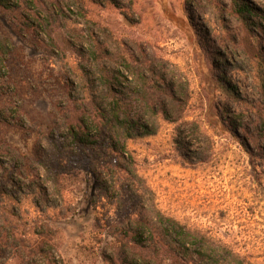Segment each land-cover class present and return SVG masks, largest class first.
<instances>
[{"label": "rangeland", "instance_id": "rangeland-1", "mask_svg": "<svg viewBox=\"0 0 264 264\" xmlns=\"http://www.w3.org/2000/svg\"><path fill=\"white\" fill-rule=\"evenodd\" d=\"M241 1L0 0V264H122L123 243L172 264L156 206L264 264V0ZM113 97L142 130L102 151Z\"/></svg>", "mask_w": 264, "mask_h": 264}, {"label": "trees", "instance_id": "trees-1", "mask_svg": "<svg viewBox=\"0 0 264 264\" xmlns=\"http://www.w3.org/2000/svg\"><path fill=\"white\" fill-rule=\"evenodd\" d=\"M233 5L235 6L234 7L235 11L240 14L248 10H252L248 6V4H246L245 2H242L241 0H233ZM258 78H259V83H258L259 88L264 98V67L263 66H259ZM97 107L98 106H96V108ZM110 110H111L110 111L111 116H110L109 122H114L115 135L110 136L109 133L106 134V132H104V138H103L102 143H99L96 140H93L91 143L93 144V146L94 144H98V146L100 147L102 151H106V149L108 148V143L112 142L113 140L114 141L118 140V142L122 140L126 141L128 139H131V138H134L140 135L141 134L140 130H142L141 127H139L138 125V117L131 115V109L126 108L124 104L121 103V100L119 98L113 97V99L111 100ZM152 110L155 111V108H153ZM162 110H163V114L167 113L166 109L163 108ZM143 130H144L143 132H146V129H143ZM104 144H107V145L104 146ZM123 158L125 159L126 157L123 155ZM112 159L113 158L105 157L102 163L103 166L107 168L112 167L114 164ZM124 170H125V174L127 175L131 171L128 168ZM154 216L160 219L163 225L166 226L167 230H169V228H172L174 229L173 231L175 232V234L179 235V238L174 237L172 240L173 248H174V250L171 251L172 264H183L181 258L179 257L180 254L177 252H180V250L182 249L189 251L188 243L191 241L197 245V251L199 254L201 252V248H203L204 246L207 247L208 249L214 246L218 248V250L220 249V251L222 250L224 252H228L227 254L232 257L233 262H235L236 264H244L245 259L241 255V253L237 251L229 250L227 249L225 245L221 243H216V241L212 239L206 232H201L196 227L188 226V223H187L188 221H185V219H178L177 217L173 216L171 213L169 214L166 213L164 210H162L158 206H156ZM157 242L163 244V247L165 246L164 241L159 240ZM127 248H129L127 243H123L121 247H119L118 249V255H117L118 260L122 264H130L133 260H142L141 261L142 264H150L151 262L150 258H147L142 253H138L137 251H133V250H131L133 259L131 258L129 259L128 257L129 252ZM32 249L35 252H41V253L43 252V254L44 252H46V250L44 249V243L41 241H37L35 243L33 242ZM136 254H138V256ZM47 256L48 255H46V257ZM49 262L50 264L55 263V261L50 257H49Z\"/></svg>", "mask_w": 264, "mask_h": 264}]
</instances>
